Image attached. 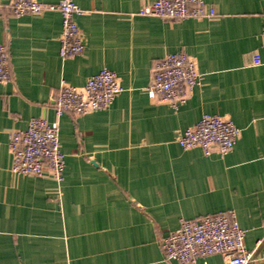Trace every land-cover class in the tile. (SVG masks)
<instances>
[{"label": "crops", "instance_id": "crops-1", "mask_svg": "<svg viewBox=\"0 0 264 264\" xmlns=\"http://www.w3.org/2000/svg\"><path fill=\"white\" fill-rule=\"evenodd\" d=\"M10 1L0 0L11 71L0 84V264H179L161 249L179 220L228 211L246 232L249 264H264V0H204L213 17L182 20L140 14L155 0H74L85 49L71 59L60 56L59 12L16 17ZM179 51L203 78L175 111L147 88L155 62ZM104 68L123 93L106 110L59 118L54 91ZM206 114L241 131L224 157L177 142ZM32 118L59 123L62 183L11 172L9 134Z\"/></svg>", "mask_w": 264, "mask_h": 264}, {"label": "built area", "instance_id": "built-area-1", "mask_svg": "<svg viewBox=\"0 0 264 264\" xmlns=\"http://www.w3.org/2000/svg\"><path fill=\"white\" fill-rule=\"evenodd\" d=\"M11 13L16 17L41 15L57 11L62 17L60 56L71 59L82 55L85 46L76 18L83 15L74 0L46 4L39 0H11ZM140 14L163 20L202 19L213 17L214 11L205 9L204 0H155L145 5ZM264 39V25L262 31ZM261 64L258 55L253 65ZM11 71L9 53L0 44V84L9 82ZM203 75L196 61L183 51L166 55L155 62L147 88L148 96L177 111L201 85ZM124 88L116 73L107 68L89 78L83 87L62 83L52 95L57 116L71 113L75 119L88 113L108 109ZM241 131L232 121L218 115H203L194 126L186 129L177 142L184 150L200 148L206 155L216 151L224 157L231 153ZM12 157L11 172L33 178L50 177L63 182L65 155L60 148L59 123H48L44 118H32L26 130L9 134ZM246 232L240 228L234 211L218 213L198 220L181 218L179 226L161 241L167 261L193 264L201 257L221 254L224 264H249L253 252L245 245Z\"/></svg>", "mask_w": 264, "mask_h": 264}]
</instances>
